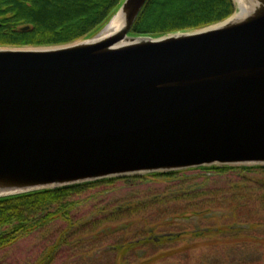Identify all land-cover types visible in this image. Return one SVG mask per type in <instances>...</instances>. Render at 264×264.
<instances>
[{
	"label": "water",
	"instance_id": "obj_1",
	"mask_svg": "<svg viewBox=\"0 0 264 264\" xmlns=\"http://www.w3.org/2000/svg\"><path fill=\"white\" fill-rule=\"evenodd\" d=\"M234 1L226 20L150 36L131 34L149 1L123 0L88 39L0 47V197L264 167V0Z\"/></svg>",
	"mask_w": 264,
	"mask_h": 264
},
{
	"label": "trees",
	"instance_id": "obj_2",
	"mask_svg": "<svg viewBox=\"0 0 264 264\" xmlns=\"http://www.w3.org/2000/svg\"><path fill=\"white\" fill-rule=\"evenodd\" d=\"M120 1L77 3L73 12L85 14L76 18L61 9L47 29L51 0H0V45L75 41L98 31ZM148 1L133 34L202 28L236 10L234 0ZM215 218L220 225L203 223ZM36 233L44 237L37 253L5 254ZM207 235L213 245L264 244L263 166H200L0 197V264H145L163 242Z\"/></svg>",
	"mask_w": 264,
	"mask_h": 264
},
{
	"label": "rangeland",
	"instance_id": "obj_3",
	"mask_svg": "<svg viewBox=\"0 0 264 264\" xmlns=\"http://www.w3.org/2000/svg\"><path fill=\"white\" fill-rule=\"evenodd\" d=\"M97 0H51L52 7H47L45 10V17L49 20H45L44 23H42L41 28L45 26V28H49L51 25V22L54 21V17L58 15L60 10L66 11L67 14L72 15L73 18L76 16H84L83 11L80 9L74 10L73 7H76L75 4H79L81 6L86 7H92L93 4H96ZM123 0H121L108 18V21L115 15L117 12L119 6L122 4ZM37 6L39 7V4L37 3ZM235 4V8H236ZM41 10V9H39ZM238 10L236 8L235 12ZM73 12V13H72ZM234 12V13H235ZM233 13V14H234ZM57 14V15H56ZM60 16V15H59ZM87 16V15H86ZM47 21V22H46ZM108 21L105 23L107 24ZM103 24L102 27L98 29L101 30L105 26ZM214 25V24H210ZM209 26V25H206ZM203 28V27H202ZM197 29V28H194ZM194 29H183V30H176V31H183L184 30H194ZM98 31H92L85 35L84 37L78 38L77 40H84L88 39L90 37H93L98 33ZM175 32V31H173ZM169 32V33H173ZM133 34V33H131ZM168 34V33H163ZM162 34V35H163ZM159 35V36H162ZM151 36V35H150ZM158 36V35H153ZM71 41L66 43H73L77 42ZM66 43L56 44V45H66ZM56 45H27L24 46H6L2 45L3 47H20V48H35V47H45V46H56ZM0 45V47H2ZM204 224H215L220 225L221 221L217 218L213 219L209 222H203ZM43 239L41 237V234H35L32 236V238H28L27 240H22V242H19L17 246L12 247L9 249L5 254L7 255H14L15 253L20 254L19 252L22 251L23 256H26L28 254L37 253V249L39 246L43 244ZM216 239V236H203L202 237H188L186 239L182 240H172V242H163L160 244L159 250L155 251H148L147 257L145 260V264H264V244H260V246L255 245H247V246H240L238 244L233 243H225L223 244H211L212 241ZM187 246H189L187 248ZM33 249V250H32ZM150 252V253H149ZM12 258V257H11ZM104 262L107 261V257H104ZM147 262V263H146Z\"/></svg>",
	"mask_w": 264,
	"mask_h": 264
},
{
	"label": "bare ground",
	"instance_id": "obj_4",
	"mask_svg": "<svg viewBox=\"0 0 264 264\" xmlns=\"http://www.w3.org/2000/svg\"><path fill=\"white\" fill-rule=\"evenodd\" d=\"M236 2H237V5H238V7L241 9V10H244V8H243V3L241 2L240 3V0H236ZM109 26H108V31L109 30H112V29H116V28H118L119 27V20H118V18L116 17V18H114L109 24H108Z\"/></svg>",
	"mask_w": 264,
	"mask_h": 264
}]
</instances>
